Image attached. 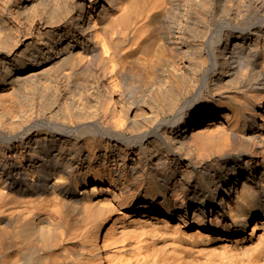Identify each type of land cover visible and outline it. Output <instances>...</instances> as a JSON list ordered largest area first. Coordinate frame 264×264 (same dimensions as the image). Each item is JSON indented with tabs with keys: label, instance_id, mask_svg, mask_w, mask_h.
Instances as JSON below:
<instances>
[{
	"label": "bare ground",
	"instance_id": "1",
	"mask_svg": "<svg viewBox=\"0 0 264 264\" xmlns=\"http://www.w3.org/2000/svg\"><path fill=\"white\" fill-rule=\"evenodd\" d=\"M0 264H264V0H0Z\"/></svg>",
	"mask_w": 264,
	"mask_h": 264
}]
</instances>
